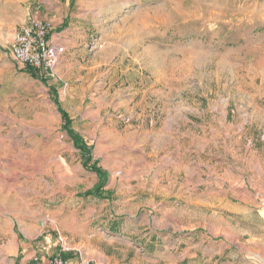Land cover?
Returning a JSON list of instances; mask_svg holds the SVG:
<instances>
[{
  "label": "rangeland",
  "instance_id": "1",
  "mask_svg": "<svg viewBox=\"0 0 264 264\" xmlns=\"http://www.w3.org/2000/svg\"><path fill=\"white\" fill-rule=\"evenodd\" d=\"M31 19L65 49L49 81L10 56ZM48 87L108 174L103 200L83 198L97 178ZM7 111L0 264H45L59 237L106 264H264V0H0Z\"/></svg>",
  "mask_w": 264,
  "mask_h": 264
},
{
  "label": "built area",
  "instance_id": "2",
  "mask_svg": "<svg viewBox=\"0 0 264 264\" xmlns=\"http://www.w3.org/2000/svg\"><path fill=\"white\" fill-rule=\"evenodd\" d=\"M50 25L48 22L31 19L20 27L10 45V56L18 67H29L37 78L49 81L57 77L56 69L60 57L64 54V47L53 43L49 37ZM60 253L70 254L72 251L66 241L59 237ZM45 264H106L96 261H87L82 258H62L55 256Z\"/></svg>",
  "mask_w": 264,
  "mask_h": 264
},
{
  "label": "crops",
  "instance_id": "3",
  "mask_svg": "<svg viewBox=\"0 0 264 264\" xmlns=\"http://www.w3.org/2000/svg\"><path fill=\"white\" fill-rule=\"evenodd\" d=\"M51 39H52V35H50ZM4 120H6L7 125H9V123H11V112L7 111V113H0V143L2 145H5L6 141H9L10 145V149H11V128H9L8 131L3 132L5 130V122ZM8 165L6 168L4 169H0V178L4 177L5 179H7L8 181H11V161L7 162ZM224 180V179H223ZM222 180L221 182V186H224V181ZM228 180L227 178H225V181ZM222 193H224V190L221 191ZM258 198V195L255 196ZM0 206H3L4 202H5V206L9 207V212L11 213V193H5L3 191H0ZM222 203L220 204V206H222L221 208L223 210H228V212L233 215V214H238V216H241L243 218H245L247 220V222H250L249 217L250 215L253 214V220H257V215L256 213H260L259 211H253L251 209V207L247 204V205H241L240 203H224V201H221ZM258 204L260 205V202H258ZM261 219L264 221V219L261 217ZM262 222V221H261ZM260 223V222H259ZM16 245V251L20 252V254L23 256V259L20 261V263L27 261L31 256L30 254H28V252H31V241L30 240H26L23 245L22 244H15ZM14 248H10V252L11 250H13ZM34 252V251H33ZM58 252L54 255V256H58ZM63 258L67 257H72L76 258V255L73 254H62L61 255ZM75 256V257H74ZM51 258V257H50Z\"/></svg>",
  "mask_w": 264,
  "mask_h": 264
},
{
  "label": "trees",
  "instance_id": "4",
  "mask_svg": "<svg viewBox=\"0 0 264 264\" xmlns=\"http://www.w3.org/2000/svg\"><path fill=\"white\" fill-rule=\"evenodd\" d=\"M22 73L28 74L32 78H37L35 72L28 67L22 70ZM50 96L52 97V102L57 106L58 113L61 116L62 125L61 130L67 134V136L72 140L74 147L80 151L82 158V165L85 170L90 171L95 174L97 178L96 185L89 191L83 193V198H95L103 200V188L107 183L108 174L98 165V161L91 162V150L92 147H88L81 136L73 129L72 120L69 115L60 108L57 101L56 91L52 87H48ZM90 166V167H89ZM69 258V257H65Z\"/></svg>",
  "mask_w": 264,
  "mask_h": 264
}]
</instances>
